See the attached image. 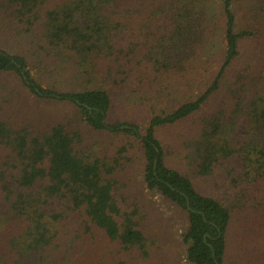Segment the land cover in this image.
I'll use <instances>...</instances> for the list:
<instances>
[{
	"label": "trees",
	"instance_id": "1",
	"mask_svg": "<svg viewBox=\"0 0 264 264\" xmlns=\"http://www.w3.org/2000/svg\"><path fill=\"white\" fill-rule=\"evenodd\" d=\"M210 1L0 0V264H264V0ZM87 132L139 145L184 253L119 194L127 148L101 158Z\"/></svg>",
	"mask_w": 264,
	"mask_h": 264
},
{
	"label": "rangeland",
	"instance_id": "2",
	"mask_svg": "<svg viewBox=\"0 0 264 264\" xmlns=\"http://www.w3.org/2000/svg\"><path fill=\"white\" fill-rule=\"evenodd\" d=\"M218 0L210 1V12L211 14L219 15L220 4L217 3ZM239 7H249L253 2L252 0H237ZM220 43H222L221 35L215 40L214 45L207 52L208 58L210 60V65H208L209 72L216 71L219 67L220 61ZM207 79V76H205ZM23 110H30L31 114H39L43 110L50 111L52 107L47 108L38 103V106H33L30 108L28 106L29 100L25 97L19 102ZM136 104L133 105V109L140 110L137 108L139 101H135ZM44 107H46L44 109ZM132 108V107H129ZM125 109L124 105H120L115 108L110 115V122L112 123H122L129 122L132 117H128L131 109ZM53 110L57 113L65 115L71 111L67 106H53ZM46 111V112H47ZM139 113V111L137 112ZM144 128L146 125L141 123ZM143 130V129H142ZM167 136L166 131L160 133V138L163 140ZM87 141H95L98 145V153L101 158L113 159L119 150L123 147L127 148V152L122 154L123 168L119 169L115 174L114 178L117 181V189L119 194H125L132 201L129 204H136V199L139 200L140 208L143 213L142 229L146 232V235L152 236L154 238H159L168 243L169 248L172 251H181L184 253V246L182 245V234L186 231V217L178 213V211L170 206L164 199L158 194H153L144 188L143 184V170L144 162L142 161V153L139 145L134 141L132 137H127V135H107L100 136L94 135L91 132H87ZM87 143V142H86ZM88 144V143H87ZM168 165L171 167H176L179 169H184L186 160L183 157L171 156L168 158ZM206 190V189H204ZM138 205V206H139ZM134 207V206H132Z\"/></svg>",
	"mask_w": 264,
	"mask_h": 264
}]
</instances>
